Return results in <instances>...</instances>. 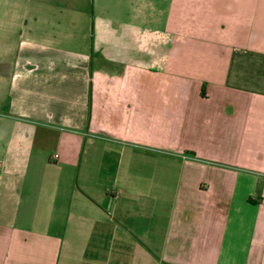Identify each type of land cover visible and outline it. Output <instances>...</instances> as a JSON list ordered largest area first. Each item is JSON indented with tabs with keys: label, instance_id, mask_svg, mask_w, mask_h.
I'll list each match as a JSON object with an SVG mask.
<instances>
[{
	"label": "crops",
	"instance_id": "obj_1",
	"mask_svg": "<svg viewBox=\"0 0 264 264\" xmlns=\"http://www.w3.org/2000/svg\"><path fill=\"white\" fill-rule=\"evenodd\" d=\"M93 8L0 11V264H264V0Z\"/></svg>",
	"mask_w": 264,
	"mask_h": 264
},
{
	"label": "rangeland",
	"instance_id": "obj_2",
	"mask_svg": "<svg viewBox=\"0 0 264 264\" xmlns=\"http://www.w3.org/2000/svg\"><path fill=\"white\" fill-rule=\"evenodd\" d=\"M96 0H0V11L16 10L19 11V18L15 22H7L5 29L14 31L16 43L19 40L29 41L30 36L39 31L47 34V41L56 42L54 38L61 33L72 36L67 39V43L75 48L76 39L86 33L87 40L92 43V20L93 5ZM73 30L71 29V27ZM37 36V35H35ZM34 36V37H35ZM76 37V39H75ZM36 39H39L36 37ZM59 40V39H58ZM95 139L87 138L86 145L95 144ZM100 146L99 154L111 152L119 154L121 147L114 145L98 144ZM87 152H94L92 149ZM85 155L84 158H87Z\"/></svg>",
	"mask_w": 264,
	"mask_h": 264
},
{
	"label": "built area",
	"instance_id": "obj_3",
	"mask_svg": "<svg viewBox=\"0 0 264 264\" xmlns=\"http://www.w3.org/2000/svg\"><path fill=\"white\" fill-rule=\"evenodd\" d=\"M58 158V156L56 155V154H54L53 156H52V159L53 160H56Z\"/></svg>",
	"mask_w": 264,
	"mask_h": 264
}]
</instances>
